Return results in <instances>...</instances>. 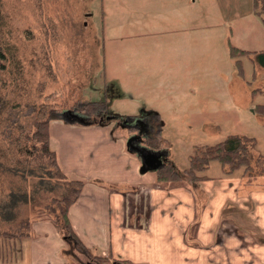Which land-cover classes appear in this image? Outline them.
<instances>
[{"label": "rangeland", "instance_id": "obj_1", "mask_svg": "<svg viewBox=\"0 0 264 264\" xmlns=\"http://www.w3.org/2000/svg\"><path fill=\"white\" fill-rule=\"evenodd\" d=\"M1 1L9 20L7 42L21 62L19 69L4 63L0 70L6 104L0 150L9 154L28 123L45 119L49 109L59 121L83 125L110 122L120 128L136 118L151 125L141 130L143 137L162 140L159 151L178 172L188 167L194 146L216 145L229 136L254 138L251 173L241 177L264 189V118L254 112L264 104V69L240 58V76L228 51L230 45L248 52L264 49V18L254 14L253 0H192L190 7L188 0ZM95 101H108L109 111L89 117L83 105ZM9 158H0V182L5 180L0 204L15 178L8 167L16 163ZM219 173L240 174L225 176L216 163L207 174ZM34 194L41 207L57 203L53 193ZM32 203L19 205L12 221L0 216V231L30 234L24 222L46 217ZM25 239L16 242V254L28 247L20 243ZM73 253L81 264H97ZM8 256L12 259L5 263L0 257V264L20 262L14 252ZM65 256L64 261L73 258Z\"/></svg>", "mask_w": 264, "mask_h": 264}, {"label": "crops", "instance_id": "obj_2", "mask_svg": "<svg viewBox=\"0 0 264 264\" xmlns=\"http://www.w3.org/2000/svg\"><path fill=\"white\" fill-rule=\"evenodd\" d=\"M69 122L51 121L48 133L60 171L84 183L68 218L85 248L128 264H264V189L221 173L163 187L154 171L140 173L127 145L134 133L110 122ZM29 231L20 262L73 264L63 260L65 243L50 222L33 221Z\"/></svg>", "mask_w": 264, "mask_h": 264}, {"label": "trees", "instance_id": "obj_3", "mask_svg": "<svg viewBox=\"0 0 264 264\" xmlns=\"http://www.w3.org/2000/svg\"><path fill=\"white\" fill-rule=\"evenodd\" d=\"M252 3L254 14L264 18V0H253ZM262 21L264 23V19ZM8 22V16L4 13L3 3L0 0V70H3L4 63H8V66L15 67L16 69L20 68L19 64L21 60L16 53V47L11 46L7 42V32L5 30L7 29ZM228 51L230 58L236 64L240 76H242L240 58L250 59L259 68L264 69V49L261 52H248L236 49L230 45ZM3 96L2 91H0V114L3 113L6 107V104L3 102ZM52 97L53 95L50 98ZM108 109V101H95L83 105V111L89 117H96L101 113H107ZM254 112L264 118V104L256 106ZM58 118L57 113L49 109L45 119L37 120L38 118H36L28 123L29 126L26 134L23 136L24 138H17L16 143L13 140L14 144H11L12 146L9 149L12 155L0 150L3 157L9 158L12 156V161L17 165L8 167V170L13 173L15 181H13L14 179L9 180L8 185H11L12 188L0 204V216L3 219L6 218L7 221H12L17 216L18 206L28 204L33 200L31 204L33 207L38 204V208L36 207L37 214L40 216L41 214H46V217L41 218V220L44 219L50 222L58 230L65 243L62 253L64 256H69V254L73 256V258L70 257L71 263L81 264L79 259H74L75 254L73 253L80 251L86 255L89 261L93 260L97 264H128V261L123 262L118 260H113L109 263L110 257L96 254L92 249L85 248L71 227L68 211L80 196L84 183L78 180H69L59 169L55 151L50 146V136L48 133L49 123ZM143 145L151 150L159 151V148L162 146V140L159 138H146L143 141ZM255 146L254 138L244 136H229V138L216 145L194 146L193 153L188 157V167L182 173L176 171L172 164L167 163L155 172V179L158 184L162 185L184 183V181L196 184L210 177L207 173L213 163L220 166L225 176H231L235 173H240L242 176L243 172L251 173V163L253 162L251 150ZM263 158L259 156L257 162ZM42 169L45 170L43 175H41ZM4 181L0 182V185L3 186ZM29 190L30 192H28ZM40 190H45L48 194L53 193L55 195L54 200H57L58 204L53 202L49 208L47 205V207L45 205L41 207L42 202H39V197L34 194L40 192ZM40 195L44 196L45 194L41 193ZM32 222L30 220L25 221L24 229H30ZM29 237V232L17 234L0 231V257L2 261L6 263L12 259L9 258L8 253L14 252V255L17 256L16 242Z\"/></svg>", "mask_w": 264, "mask_h": 264}, {"label": "water", "instance_id": "obj_4", "mask_svg": "<svg viewBox=\"0 0 264 264\" xmlns=\"http://www.w3.org/2000/svg\"><path fill=\"white\" fill-rule=\"evenodd\" d=\"M102 122V120H100ZM124 128H129V130L135 131L133 136H130L127 140V145L130 147L131 152H136L138 155L139 160L142 163V167L140 169V173L144 174L145 172L154 171L156 172L161 167L164 166L163 161L160 160V157L162 156V153L152 151L146 147H141V144L143 143V132L141 131L143 128L145 129L146 124H144L139 119H130L126 120L125 123H123ZM143 129L144 133L145 130ZM139 143V144H138Z\"/></svg>", "mask_w": 264, "mask_h": 264}, {"label": "flooded vegetation", "instance_id": "obj_5", "mask_svg": "<svg viewBox=\"0 0 264 264\" xmlns=\"http://www.w3.org/2000/svg\"><path fill=\"white\" fill-rule=\"evenodd\" d=\"M143 139H144V138H143ZM144 140H146V139H144ZM144 140H143V141H144Z\"/></svg>", "mask_w": 264, "mask_h": 264}]
</instances>
